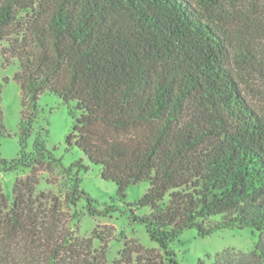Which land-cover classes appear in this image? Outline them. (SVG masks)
Segmentation results:
<instances>
[{
	"label": "trees",
	"instance_id": "1",
	"mask_svg": "<svg viewBox=\"0 0 264 264\" xmlns=\"http://www.w3.org/2000/svg\"><path fill=\"white\" fill-rule=\"evenodd\" d=\"M254 4L0 0V54L18 63L13 81L22 95L20 152L0 159V170L30 171L13 183L10 200L0 188V264H106L89 258L90 240L64 227L62 206L82 199L90 217L102 216L80 188L77 171L86 167L63 168L42 133L26 151L37 102L47 93L73 119L67 150L76 147L101 166L119 201L127 188L148 183L136 203H126L150 209L130 211L131 224L144 226L159 250L144 264H181L171 244L186 230L204 238L244 228L257 234L251 252L218 254L210 264H264V49L250 44L253 33L264 35V21L255 19L259 32L248 31ZM237 14L242 25L234 24ZM2 137L9 134L0 107ZM59 168L68 179L60 195L36 193L39 176Z\"/></svg>",
	"mask_w": 264,
	"mask_h": 264
},
{
	"label": "rangeland",
	"instance_id": "2",
	"mask_svg": "<svg viewBox=\"0 0 264 264\" xmlns=\"http://www.w3.org/2000/svg\"><path fill=\"white\" fill-rule=\"evenodd\" d=\"M254 9L255 11L249 9L248 14L244 12L251 21L246 23V27L248 31L259 32L255 19L263 17L264 21V0H255ZM238 15L240 14L235 17L234 24L242 25ZM251 24L255 27L250 28ZM258 34H252L250 44H256L264 49V35ZM2 47H5V44L0 42V50ZM18 69L16 61L10 60L5 63L0 54L2 126L9 134V137L0 138V159L7 161L15 159L20 152L19 127L22 95L20 86L13 81V76ZM4 79H8V82ZM247 95L254 105H263V101L252 94ZM73 105L70 103L71 107ZM72 128L73 119L68 114V106L52 94L40 96L37 102V119L33 125V133L27 140L26 151H32L35 135L42 133V140L47 151L61 160L63 168L81 161V165L87 170L77 171L81 180L80 188L94 201V207L102 214L99 217H90L86 212L85 199H82L76 207L63 205L65 229L71 231L79 241L90 240L95 253L93 250L90 251L89 258H106V264H116L119 261L122 264H144V258H156L159 250L149 239L144 226L131 224L130 221V211L141 216L148 214L150 209L127 206V204L136 203L146 193L148 183L142 182L127 188L125 203L119 201L115 184L102 180L101 166L91 164L76 147L67 150L65 140L72 132ZM63 168L55 170L53 174H41L36 193L60 195V189H63L68 181ZM29 174L30 171L4 173L0 170V188L8 200L12 196L13 183L18 179L26 178ZM111 205H113L112 209L108 210L107 207ZM74 213L77 215L76 219L73 218ZM97 237L104 240H96ZM256 241L257 234L249 228L221 230L204 238L199 237L196 230L189 229L171 244V248L181 264H199L200 261L210 264L214 256L218 254H224L228 258H235L240 253L247 254L251 252ZM121 258L130 259L127 261Z\"/></svg>",
	"mask_w": 264,
	"mask_h": 264
}]
</instances>
